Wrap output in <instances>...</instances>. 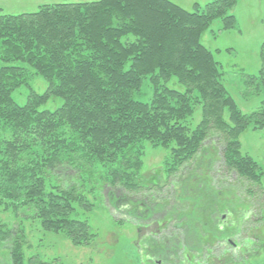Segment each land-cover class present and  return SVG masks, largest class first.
Wrapping results in <instances>:
<instances>
[{
  "label": "trees",
  "instance_id": "trees-1",
  "mask_svg": "<svg viewBox=\"0 0 264 264\" xmlns=\"http://www.w3.org/2000/svg\"><path fill=\"white\" fill-rule=\"evenodd\" d=\"M239 1L213 0L195 4L192 11L170 0L65 2L21 14H6L0 7V179H6L0 181V208L23 198V210L30 203L40 206L34 210L46 231H64L75 245H87L94 234L87 222L72 218L74 207L86 206L81 174L99 162L111 166L109 188L152 190L142 182L138 144L143 141L174 146L170 177L217 135L228 171L259 185L264 171L255 158L243 153L240 137L249 128L264 129V100L255 112H243L224 83L223 66L202 42L215 20L222 21L221 31L237 27L232 11ZM29 70L43 78L48 89L42 95L32 91L22 106L12 95L29 85ZM146 79L154 89L150 102L136 97ZM172 79L182 91L168 87ZM245 79L246 95L264 94V66L258 76ZM53 98L63 105L55 111L41 110ZM196 107L202 118L193 129L187 119ZM61 125L67 126L70 139L59 133ZM35 146L40 152L33 151ZM57 169L64 172L60 186L45 193V182L57 179ZM137 206L132 201L123 207L129 216L154 219L150 209L139 213ZM219 209L209 216L211 221L194 224L200 248L181 239L172 219H163L144 240L149 261L157 254L186 261L194 250L199 251L194 252L196 259L206 249L224 248L231 236L242 232L246 216L230 214L234 219L222 225L224 221L214 218ZM189 231L188 225L182 235ZM171 240L185 245L173 252L166 245ZM24 248V231L0 220V264H55L38 256L26 260ZM235 260L234 264H254Z\"/></svg>",
  "mask_w": 264,
  "mask_h": 264
},
{
  "label": "rangeland",
  "instance_id": "rangeland-1",
  "mask_svg": "<svg viewBox=\"0 0 264 264\" xmlns=\"http://www.w3.org/2000/svg\"><path fill=\"white\" fill-rule=\"evenodd\" d=\"M94 1L99 0H0V7L6 14H21L36 12L40 6L46 4ZM170 1L192 11L195 4L204 6L213 0ZM232 14L237 19V27L234 30L221 31L222 21L215 20L203 36L202 42L215 53L216 60L223 66L224 83L241 110L251 113L255 112L264 100V94H245V77L258 76L264 66V56L262 57L264 0H240ZM27 75L29 85L18 88L12 95L16 103L22 106L27 103L32 91L42 95L48 89L47 82L35 72L29 70ZM168 87L180 91L183 89L176 79H172ZM153 94L151 80L146 79L142 89L136 93V97L143 102H150ZM62 105L63 101L53 98L41 107V110L55 111ZM199 108L196 107L193 117L187 119V124L193 129L198 126L202 118ZM225 118L229 120L227 110ZM58 128L60 134L68 139L71 138L67 133L66 125ZM240 141L243 153L255 158L264 171V129L249 128L241 135ZM138 146L143 161L142 182L146 188H151L153 191L132 192L121 187L109 188L108 185L106 186L109 181L107 171L111 166L99 162L93 166V169H89V173L81 174V178L85 181L86 206L74 207L72 218L85 221L89 225L94 237L87 245H75L64 231H46L34 210L35 207L40 206L30 203L32 206L23 210L21 206L24 202L23 198L15 202V205L10 203L9 205L12 206L0 208V220L3 225L9 228L19 227L24 231L26 260L38 256L44 261L55 264H234L237 262L235 259H239L243 263L251 261L254 264H264V178L257 185L228 171L222 158L223 143L219 141L217 135L208 139L203 151L195 159L170 177H168V169L174 164L173 145L163 147L152 141H143ZM33 151L40 152V146H35ZM79 151L83 153L81 147ZM25 154L24 158L28 157V153ZM211 155L215 156L213 164L210 163ZM61 172L64 174L61 169H57L54 173L59 178H50L45 182V193L60 186ZM3 174L4 171L1 175ZM0 181L6 183V179ZM123 198L127 202L120 201ZM132 201L138 204L139 213L150 209L154 219L139 214L129 216L123 206ZM218 207L220 209L214 218L216 216L219 222L224 221L222 225L234 219L230 214L240 213L246 216L245 224L240 227L242 232L238 236H231L229 244L225 243L227 245L224 244V248L219 251L208 249V252L206 249L204 255H198L196 259L194 252L196 254L199 251L194 250L190 254L186 248L184 255L190 254L189 258L185 257L186 261L180 260L178 256L168 260L158 254L151 255L149 261L148 246L144 240L152 235L155 228L159 229L163 219H172L171 224L180 229L176 233H181V239L188 245L200 248L202 242L192 231L197 229L194 228V224L197 220L196 224L211 221L208 218L215 209L218 210ZM228 209L233 212L230 213ZM155 220L159 222L153 223ZM188 225L191 227V231L187 232L190 237L186 234L182 235L184 230L188 229ZM190 232L192 234H189ZM166 245L174 252L177 248H183L185 244L171 240V243Z\"/></svg>",
  "mask_w": 264,
  "mask_h": 264
}]
</instances>
